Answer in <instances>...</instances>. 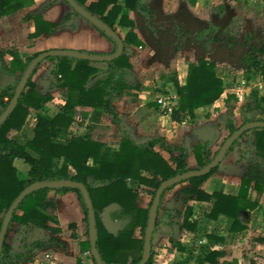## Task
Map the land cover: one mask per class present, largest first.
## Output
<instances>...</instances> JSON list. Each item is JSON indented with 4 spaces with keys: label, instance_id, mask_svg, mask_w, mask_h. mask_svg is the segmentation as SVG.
<instances>
[{
    "label": "trees",
    "instance_id": "obj_1",
    "mask_svg": "<svg viewBox=\"0 0 264 264\" xmlns=\"http://www.w3.org/2000/svg\"><path fill=\"white\" fill-rule=\"evenodd\" d=\"M57 1L59 0H50L43 9L25 17V21L34 20L36 31L31 38H38L43 34L51 36L68 26L73 30L76 29L77 19L82 16L75 11L67 14L58 24L44 20L43 10ZM75 1L113 30L116 31V24L130 29L123 40L124 54L106 63V69L93 67L91 66L93 62L88 60L70 57L48 58L47 60L54 62L52 70L54 80L50 89H61L66 100L60 112L53 117L49 115L47 109L53 96L51 93L42 94L33 82V77L42 63L34 70L17 107L0 127V231L7 211L28 186L34 183L71 180L84 184L89 191L95 213V241L103 263L139 264L143 259L150 208L157 190L163 182L177 175L203 169L219 152L212 157L210 150L212 142L203 140L193 151L199 167L189 168L188 149L184 146L171 147L162 136L139 143L126 133L119 143V150H113L93 138L91 134L75 136L72 133L76 121L75 108H90L98 119L105 114L111 115L117 123L120 119L114 101L142 90L141 83L131 73L133 65L128 51L131 45L144 47L145 44L134 32L135 23L129 18L127 11L137 12L143 16L146 19L145 28L150 33L156 34L157 30L162 29L153 0H125L124 6L119 4V0ZM187 1L195 6L198 0ZM33 3L34 0H0V16L12 15L31 7ZM219 9V15L223 16L225 8L221 6ZM173 22L179 37L177 44L179 48L193 41L201 46L205 54H208L215 50L216 44H223L230 53L241 51L240 63L246 67L248 80L255 73L264 77V39L257 41L253 33L247 32L244 40H241L242 26L237 19L233 18L230 24L225 26L210 23L195 32L185 29L178 19ZM96 29L115 45L110 54L115 53L116 42L102 30ZM39 54L24 60L16 49L0 52V116L10 105L29 64ZM7 55L12 58L11 65L5 60ZM216 68L214 61L201 58L198 63L189 64L185 84L174 82L179 96V107L171 113L173 121L180 123L186 116L195 120L198 109L211 106L222 97L225 92L224 82L218 76ZM259 94L260 92H254V98L257 102V110H260L263 118L256 119L255 113L248 114L244 125L254 121H264V92L262 96ZM5 98L8 100L5 101ZM154 105L159 108L158 103ZM32 110L37 112L33 137L23 139L20 136H11L12 131H22ZM87 116L84 114V117ZM94 116L92 115V119ZM224 123L229 132L228 137L239 128L235 126L231 113L224 118ZM245 137L250 148L248 150L239 147V141ZM157 146L170 154L171 163L156 151ZM233 151H238L240 157L248 163L240 182L238 196H230L222 192L208 194L202 189L204 183L218 172L220 166L205 176L193 177L181 184L170 186L162 194L154 234L164 229L195 232L198 222L194 218L195 209L189 204L191 201L212 203L210 213L206 214L211 220H217L221 215L234 219L230 230L232 234L244 233L248 229L249 217L259 208L264 195V128L253 129L243 134L228 150L224 161ZM16 159L23 160L29 166L27 179L20 178L14 164ZM185 183L189 186L182 190L184 211L164 209L161 214L165 194ZM136 185L138 189L143 188V191L152 195L148 207L138 205L140 194ZM51 192L77 194L86 215L88 238L84 240L76 233V225L71 224L72 238L79 241L81 253L87 254L93 264H97L92 256L89 241L88 209L80 189L73 188L38 189L19 204L7 229L0 264H28L35 260L37 251L55 246L62 247L58 239L62 233L58 207L55 201L48 199ZM254 194L255 198H253ZM113 205L121 208L123 214L130 218L129 223L117 233L111 232L104 221L105 211ZM243 214L246 217L245 221L241 219ZM177 219H181L182 222L178 223ZM14 224L44 229L52 232L54 237L50 240L29 241L27 236H24L19 245L13 247L9 243V233ZM137 231L140 232V237L136 236ZM209 237L216 238L211 235ZM170 241L179 251L185 250L173 237ZM255 241L264 245V237H258ZM155 255L152 237L151 257L147 264H154ZM219 256L221 253L213 252L204 261L215 264ZM78 263L82 264L80 260ZM250 264H264V256L256 254Z\"/></svg>",
    "mask_w": 264,
    "mask_h": 264
},
{
    "label": "crops",
    "instance_id": "obj_2",
    "mask_svg": "<svg viewBox=\"0 0 264 264\" xmlns=\"http://www.w3.org/2000/svg\"><path fill=\"white\" fill-rule=\"evenodd\" d=\"M49 1L50 0H34V3L31 7L19 10L9 16H0V52L6 49H16L24 60L29 57H33L37 53H42L53 49H69L80 52L87 51L105 54H110L113 52L115 45L109 39L102 36L89 21L82 17L77 19V26L75 30L68 26L51 36L43 34L38 38H31V36L36 31L34 20L30 19L25 21V17L30 13H36L37 11L43 9ZM157 1L160 7L158 9L155 3ZM124 2L125 0H119V4L121 6H124ZM153 2L154 7L158 12L159 23L162 25V29L157 30L156 34L150 33L146 30V19L143 16L137 12L127 11L129 18L135 23L134 32L145 44L144 47L131 45L128 51L130 62L133 65L131 73L141 83L142 90L134 92L130 95H125L122 98L116 99L114 101L116 112L118 113L120 119V121L117 123L125 125L121 132L123 138L127 133L139 143H145L140 142L141 140L148 142L156 138H146V134L148 132H152V125L158 120L161 121L168 119L171 125H178L182 127H186L190 121L192 122V124L190 123L191 126L194 127V129H198V127L201 126L200 121L205 120V117L201 116L203 115V111H208L210 110L211 106L217 105L214 104L198 109L195 115L197 116L196 120L201 118L199 121H191L188 116H186L180 123L173 121L171 113L173 110L179 107V96L177 94L174 82L178 81L180 85L185 84L188 66H186L185 63L183 66L177 65L178 74H174L172 77H167L157 67L150 66V62L147 60L148 53L149 58L157 54V50L153 48V45H156L154 40L157 37H159L161 34L165 35L166 32L170 31V28H173V30L176 31L174 22L169 21V19L174 18L172 20L178 19L180 22L183 21L184 23L192 24L191 27L197 31L204 26L209 25V17L204 12H202L203 4L201 5L199 0L195 6L190 4L187 0H153ZM262 2L264 4V0H262ZM180 5L183 6L184 9L182 12L176 13V10ZM109 9H111V7H109ZM71 12H73V10L70 5L65 0H59L49 8L44 9L42 15L46 22L58 24L62 22L64 17ZM199 22L202 24H199ZM115 28L116 33L123 40L130 31L129 28L121 27L118 24L115 25ZM146 48L149 50L148 53L146 52ZM157 49L159 50V47ZM202 52L204 53L203 50ZM5 60L9 65H11L12 58L9 55L5 57ZM196 63H198V61ZM91 66L99 69L107 68L106 63L93 62ZM53 68L54 62L45 60L38 67L37 73L33 77V82L42 94L51 93L53 96V100L47 105L49 115L52 117L59 113L61 108L66 103V100L61 93V89H50V85L54 80L52 75ZM157 83H163L160 90H157L156 88ZM162 97L172 100L174 104L172 111H168L158 102V100ZM4 100L7 101L8 99L5 98ZM154 103H158L159 108L156 107ZM78 111L79 115L77 114ZM75 112L76 116L82 120V123H88L93 115V110L90 108L77 107L75 108ZM141 113L144 115L141 116ZM84 114H87L88 116L84 117ZM36 117L37 112L32 110L22 131H12L11 136H20L23 139L32 138L33 129L36 125ZM105 119L107 120L108 129L109 127H116L113 125L116 122H114V119L111 115L105 114L99 118V120ZM128 123H131V125ZM84 126L85 129L88 127L87 124ZM89 130H84L83 127L79 126L78 131L76 133L72 131V133L75 136L84 134L92 135L93 130L91 129V126H89ZM144 131L146 133H144ZM162 137L166 138V136ZM198 139H203V135L200 132ZM243 139H245V141L243 142L242 149H250L247 138L245 137ZM98 141L105 143L113 150H119L120 141L114 145L108 144L106 141L99 139ZM166 142L171 147H186L188 149L187 162L189 168H195L196 165L198 166L193 151L199 143L195 145H181L179 143L172 145L169 143V139L167 138ZM155 149L156 151L160 152L169 163H171V156L168 152L161 150L159 146H157ZM91 163L92 161H90V164ZM14 164L18 169L20 178L27 179L29 166L21 159H16ZM222 164V167H227L225 168L227 181L225 180L222 182L220 178H218L217 172L206 183H204L202 189L208 194L222 192L226 195L238 196L240 182L245 174L248 163L245 159L240 157L238 151H233ZM179 187L180 185L176 186L174 189L168 191L167 194L172 193L174 196L180 197L178 201L176 199V203L174 201L172 204L173 207L170 209L182 211L181 208L182 206L184 207V196L182 195L183 188ZM136 189H138V185H136ZM253 198H255V194L253 195ZM48 199L55 201L57 204L60 228L62 229V233L58 236V239L60 240L62 247L66 248V253H63L62 247L57 246L47 250L37 251L35 260L28 264H79V260L82 264H91L90 257L81 253L79 241L72 238L73 230L70 228L71 224L76 225V233H78L84 240H87L88 238L85 237L87 234V223L85 222L86 215L77 194L74 192L62 194L51 192L48 195ZM263 203L264 195L261 198L259 208ZM189 204L195 209L194 218L198 222V227L195 232H188L185 230H171L172 234H175V236H173L175 242L178 245L184 247L185 250L179 251L178 248L174 246V243L170 241V239L167 240L162 252H165L166 254V252L169 251L168 253L170 261H173L174 259H180L177 261H185V263L188 261L186 264H211L209 262H205V258L213 252H219L221 253V256L216 259L215 264H250V261L255 257L256 254L264 256V245L254 240L247 242L249 236L252 237L258 234L256 237H264V234L259 235V226L261 224L260 216H257V220L254 219L252 222H247L248 229L244 233L232 234L230 233V230L234 223V219L222 215L217 220H211L206 217V214L210 213L212 209V203L191 201ZM257 210L251 214L252 217L255 216L254 213ZM117 211H122V209L116 205H113L105 211L104 216V221L107 228L114 233H117L121 229L120 225L115 224L111 214L113 212L116 213ZM241 219L243 221L246 220L244 214L242 215ZM108 221L109 223H107ZM177 222L181 223L182 221L181 219H177ZM50 226L54 225L50 224ZM156 235L157 234L155 233L153 238L156 237ZM210 235L215 236L216 238L212 239L209 237ZM24 236H27L29 241L50 240L54 237L52 232L44 229L22 224H14L11 227V231L9 233V243L11 246L17 247ZM153 243H155L154 239ZM194 245L198 246L200 249L197 251L195 249L191 250L188 248H192ZM153 249L158 251L156 247H153ZM260 251L262 252L260 253ZM191 252L194 253L195 256L191 255ZM44 253L50 254L52 259L47 261L44 258ZM189 258L190 260H188ZM169 260L166 261V264H169ZM202 261L204 262L202 263Z\"/></svg>",
    "mask_w": 264,
    "mask_h": 264
},
{
    "label": "rangeland",
    "instance_id": "obj_3",
    "mask_svg": "<svg viewBox=\"0 0 264 264\" xmlns=\"http://www.w3.org/2000/svg\"><path fill=\"white\" fill-rule=\"evenodd\" d=\"M201 5L203 4L202 12H204L209 17V24H219L225 26L226 24H230V21L235 18L242 26V38L244 40V36L247 32L253 33L256 40L264 39V4L262 0H199ZM157 9L160 8L158 5V1L155 2ZM223 6L225 8V13L223 16L219 15L220 7ZM263 8V9H262ZM183 6H179L176 10V13L183 11ZM201 10V9H200ZM174 18L169 19V21ZM183 27L185 29L190 30L191 32H195L196 30L192 28V24H187L181 21ZM199 24H202L199 22ZM238 24V23H237ZM196 27V26H194ZM156 45H153V48L157 50V54L153 55L149 58V53L146 48V52L148 53V62H150V66L157 67L160 71H162L167 77H172L174 74H178L177 65L183 66L184 63L186 66H189L191 63H196L201 58L207 57V60H212L216 63V70L219 77L222 78L224 82L225 92L222 97L216 101L214 104L216 106H211L210 110L203 111V115L205 120L200 121L201 126L198 129H194L191 126L192 122L186 125V127L171 125L168 119H164L161 121H155L153 123L151 130L152 132H148L146 138H153L158 136H166L169 139L170 144H191L195 145L197 143H201L203 140H210L212 143L210 145V150L212 157H215L217 152H219L221 145L228 138L229 132L226 129V125L224 123V118L231 113V117L235 122L236 126L244 125L245 118L248 114L255 113L256 119H261L262 114L260 110H257L254 98V92H260V96L263 95L264 92V77L262 78L259 73L253 74L250 80L247 79L246 67L240 63V54L241 51L230 53L223 44H216L215 50L212 53L205 54L202 52V48L199 44L189 41L186 45L178 48L179 37L173 28H170L169 32H166L165 35L161 34L155 40ZM146 47V46H145ZM159 47V50L157 49ZM180 49V51H179ZM146 60V61H147ZM184 68V67H183ZM172 79V78H171ZM163 83H157L156 88L160 90L162 88ZM259 103V102H258ZM213 104V105H214ZM79 115V111L77 112ZM93 114V113H92ZM144 114L141 113V116ZM94 116V114H93ZM105 117V116H104ZM98 117L94 116L91 118L88 123H82V120L76 116L75 124L72 128L73 132L78 131V127L81 126L84 130H89V126L93 130V138L99 139L102 141H106L108 144H117L123 138L121 134L122 128L125 125L121 123H115L116 127L107 128V120H97ZM201 119V118H200ZM199 119V120H200ZM198 120V119H197ZM195 119V121H197ZM198 120V121H199ZM192 121V119H191ZM191 123V124H190ZM198 123V122H197ZM85 124L88 125L85 129ZM131 125V123H128ZM90 131V130H89ZM203 135V139H198L199 132ZM80 132V131H79ZM85 132V131H83ZM144 133H146L144 131ZM107 136V138H106ZM245 139H241L239 141V147L242 148L243 142ZM140 142H146L140 141ZM223 165V164H222ZM220 166L218 171V178L223 181H227V176L225 172V168ZM199 166L196 165L195 168ZM189 186L188 183L180 185V187L184 188ZM179 187V188H180ZM139 205L141 207H148L151 200L152 195L143 191V188H139ZM168 193V192H167ZM165 194L161 209L163 214L164 209H170L173 207V203L179 200V196H174V194L169 193ZM176 195V194H175ZM171 198V199H170ZM184 198V197H183ZM177 199V201H176ZM184 207L182 206L181 210L184 211ZM113 217V221L115 224L120 225L121 229L124 228L130 221L129 216L124 215L123 211H117L116 213H111ZM110 214V215H111ZM255 216L249 217L248 222H252L254 219L257 220L260 216V226L259 232L264 234V203L262 206L254 213ZM109 223V221L107 222ZM112 226V225H111ZM113 229V228H112ZM177 233V232H176ZM156 237H154L155 243H153V247H156L158 251L155 252L154 264H166V261L169 260V251L163 253L162 249H164L166 241L171 239L175 234L171 232V230L164 229L156 233ZM137 237H140V232L137 231ZM252 236L248 237L247 242L255 241L258 237ZM87 237V234L85 235ZM174 238V237H173ZM86 239V238H85ZM189 249L199 250L198 246L188 247ZM61 249V248H60ZM63 253H66L65 249L62 247ZM262 251H260L261 253ZM192 253V252H191ZM164 254V255H162ZM264 254V252H263ZM191 255H194L192 253ZM195 256V255H194ZM197 256V255H196ZM194 258V257H193ZM91 259V258H90ZM195 259V258H194ZM180 259H174L173 261L169 260V264H186L185 261H177ZM190 260V258L188 259ZM91 264L93 261L91 259Z\"/></svg>",
    "mask_w": 264,
    "mask_h": 264
},
{
    "label": "water",
    "instance_id": "obj_4",
    "mask_svg": "<svg viewBox=\"0 0 264 264\" xmlns=\"http://www.w3.org/2000/svg\"><path fill=\"white\" fill-rule=\"evenodd\" d=\"M73 11L79 13L84 19L89 21L93 26L105 32L111 39H113L117 44V50L113 54H104V55H96V54H89L80 52L77 50H69V49H53L48 50L45 52L40 53L33 61L29 64L27 70L25 71L18 88L16 90L15 96L13 97L10 105L6 109V111L0 116V127L6 121V119L12 114L15 108L18 105L19 99L24 92L26 85L33 74L34 70L39 66L40 63L47 60L51 57H70L82 60H88L90 62H98V63H109L121 55L124 54L125 44L123 39L109 27L106 23L101 21L100 19L96 18L92 14H90L87 10L82 8L80 5L76 3L75 0H65ZM264 128V121H254L248 124L242 125L238 128V130L227 138V140L222 145L218 155L215 159L206 167L199 171H191L188 173H184L181 175H177L174 178H171L160 186L157 190L155 198L153 200L152 206L150 208V215H149V222L148 227L145 234V244H144V252H143V259L139 264H147L151 257V250H152V237L154 235V229L157 222L158 216V209L161 203L162 194L166 191L170 186H174L177 184H181L183 182L188 181L193 177H201L209 174L212 170L220 166L224 162V158L228 152V150L232 147V145L239 140V138L253 129H261ZM58 188H73V189H80L83 198L85 200L87 209H88V217H89V241L91 244V252L94 260L97 264H104L102 259L99 256L98 248L95 241V213L93 208V203L90 198L89 191L87 187L79 182L71 181V180H60L56 182H48V183H34L28 186L22 194L14 201L11 205L9 210L7 211L3 225L0 231V258H1V251L5 241V236L7 233L8 226L12 219L13 214L17 210L19 204L33 191L38 189H58Z\"/></svg>",
    "mask_w": 264,
    "mask_h": 264
},
{
    "label": "built area",
    "instance_id": "obj_5",
    "mask_svg": "<svg viewBox=\"0 0 264 264\" xmlns=\"http://www.w3.org/2000/svg\"><path fill=\"white\" fill-rule=\"evenodd\" d=\"M158 102H159L161 105H163V107L166 108L168 111H172V109H173V107H174V104H173L172 100H169V99L164 98V97L160 98V99L158 100ZM85 256H87V254H85ZM44 258H45L47 261H50V259H52L51 256H50V254H48V253H44Z\"/></svg>",
    "mask_w": 264,
    "mask_h": 264
}]
</instances>
